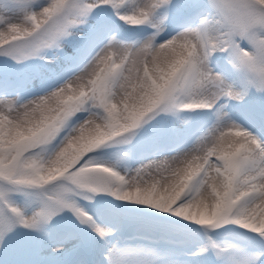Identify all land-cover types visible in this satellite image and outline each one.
<instances>
[{
    "label": "snow or ice",
    "instance_id": "6c2138e0",
    "mask_svg": "<svg viewBox=\"0 0 264 264\" xmlns=\"http://www.w3.org/2000/svg\"><path fill=\"white\" fill-rule=\"evenodd\" d=\"M0 264H264V0H0Z\"/></svg>",
    "mask_w": 264,
    "mask_h": 264
}]
</instances>
